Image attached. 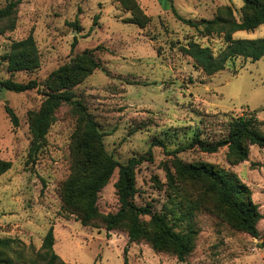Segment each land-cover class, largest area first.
<instances>
[{
  "label": "rangeland",
  "instance_id": "obj_1",
  "mask_svg": "<svg viewBox=\"0 0 264 264\" xmlns=\"http://www.w3.org/2000/svg\"><path fill=\"white\" fill-rule=\"evenodd\" d=\"M8 1L0 0V7ZM18 1L14 28H8L12 19L0 21V80L35 81L37 87L17 92L0 85V158L12 162L0 174V238H13L10 247L0 246V257L12 258L14 264H50L41 246L53 225L54 249L67 264H125L126 228L107 231L104 221L120 207L118 168L99 191V215L90 224L83 225L62 200V183L73 171L74 141L84 127L73 105L58 107L44 144L31 152L30 118L45 98L50 73L88 52L101 67L73 93L97 120L106 150L119 162L146 156L136 168L135 202L166 212L176 230L185 232L193 225L195 248L187 257L192 264H264V148L252 145L248 159L236 164L229 163L227 146L216 152L173 151L196 129L203 138L222 136L233 116L254 114L264 132V56L254 61L237 57L208 75L180 50L194 39L218 51L224 45L220 36H200L182 18H213L226 5L240 18L243 0H136L148 17L143 26L130 21L132 11L118 0ZM30 33L41 55L40 67L10 72L5 55L12 41ZM234 37H264V24ZM7 106L18 116V125ZM154 139H163L166 148L153 145ZM177 159L235 171L263 214L257 223L260 237L228 223L220 215L223 204L214 184L180 173ZM142 219L151 227L148 215ZM127 264L187 262L140 239L129 243Z\"/></svg>",
  "mask_w": 264,
  "mask_h": 264
},
{
  "label": "trees",
  "instance_id": "obj_2",
  "mask_svg": "<svg viewBox=\"0 0 264 264\" xmlns=\"http://www.w3.org/2000/svg\"><path fill=\"white\" fill-rule=\"evenodd\" d=\"M123 7L131 10L130 21L143 26L148 17L143 14L136 0H118ZM18 0H10L0 7V21L11 20L9 29L14 28L13 17L16 14ZM242 16L236 17L234 9L226 5L217 15L209 19L193 21L182 18L187 24L194 26L200 36H220L224 45L213 50L210 45H203L197 40H190L180 46V50L189 55L194 66L202 69L208 75L223 70L230 60L237 57L258 60L264 56V37L236 38L234 33L240 30H254L264 24V0H243ZM76 25V22H71ZM3 31V29H1ZM76 39V38H75ZM8 70L10 72L33 71L41 65V55L33 33L18 40H13L10 50L6 53ZM100 61L88 52L77 55L72 63H66L53 70L47 81L45 96L40 108L33 112L30 118V131L33 135L31 152L38 151L46 139L50 126L56 120V110L62 103L74 106L84 121L82 131L76 135L74 145V162L71 175L62 183L61 193L64 206L76 213L83 225H88L99 215V191L109 181L118 168V178L115 182L120 207L116 212L104 217L106 230L125 227L128 233V243L123 249L124 263L127 264V251L130 242L147 239L155 250L170 251L181 262H187V257L195 248V229L189 226L187 231L176 230L166 212L154 211L150 205H138L136 194V168L146 159L145 155L133 156L126 162H119L108 152L103 142V133L92 113L87 110L82 99L76 98L73 88L83 79L100 68ZM0 85L12 91H26L37 87L35 81L16 82L12 79L0 80ZM14 125L19 119L14 110L7 106ZM152 144L166 148L163 139H154ZM264 148V132L257 128L254 114L233 116L228 122V130L218 138H203L202 132L196 129L193 136L173 151L198 148L206 152H216L227 146V159L230 164L247 160L252 145ZM151 153V147L149 149ZM12 165L10 160L0 158V174ZM177 170L180 173L204 177L210 180L222 201L220 215L233 227L244 230L253 237H260L257 228L258 221L263 217L259 205L252 199L251 188L243 182L235 171L228 170L210 162H183L177 159ZM143 215L150 217L151 227H146ZM13 238H0L1 247H10ZM54 226L51 225L44 235L42 248L50 264L58 259L60 264H67L54 249ZM264 246V241H263ZM0 264H14L12 258L0 257Z\"/></svg>",
  "mask_w": 264,
  "mask_h": 264
},
{
  "label": "water",
  "instance_id": "obj_3",
  "mask_svg": "<svg viewBox=\"0 0 264 264\" xmlns=\"http://www.w3.org/2000/svg\"><path fill=\"white\" fill-rule=\"evenodd\" d=\"M255 238H257V237H255Z\"/></svg>",
  "mask_w": 264,
  "mask_h": 264
},
{
  "label": "crops",
  "instance_id": "obj_4",
  "mask_svg": "<svg viewBox=\"0 0 264 264\" xmlns=\"http://www.w3.org/2000/svg\"><path fill=\"white\" fill-rule=\"evenodd\" d=\"M68 261V260H67Z\"/></svg>",
  "mask_w": 264,
  "mask_h": 264
}]
</instances>
